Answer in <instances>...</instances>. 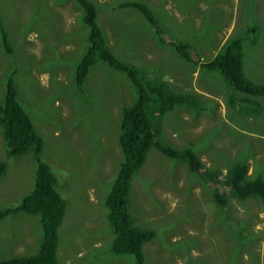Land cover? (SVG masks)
<instances>
[{
    "label": "rangeland",
    "instance_id": "1",
    "mask_svg": "<svg viewBox=\"0 0 264 264\" xmlns=\"http://www.w3.org/2000/svg\"><path fill=\"white\" fill-rule=\"evenodd\" d=\"M91 1L96 5L97 22L111 51L120 60L145 68L158 80L170 82L167 83L171 88L177 83L175 78L181 83L192 79L188 70L199 65L203 51L211 50L214 55L219 49L217 38L223 34L220 23L223 0H211L206 10L193 8L196 20L191 15L185 19L183 14L196 1L144 0L152 7L153 16L159 19V34L151 32L153 26L141 15L134 12L130 16L131 7L119 10L117 0ZM74 2L0 0V19L13 49L7 53L0 39V99L6 79L11 76L19 101L42 138L41 159L50 165L61 183L59 191L66 207L58 229L57 263L134 264L131 254L111 251L113 231L104 197L122 161L118 144L119 112L121 106L136 97L139 88L129 84L124 72L101 62L89 69L82 87H77L75 68L87 48L88 29L80 19L79 10L73 8ZM243 9L242 27L237 25L239 34L251 29L244 37L245 77L264 84V39L260 40L256 26L259 25L256 19H264V0H244ZM168 10L174 15L167 14ZM235 21L236 15L232 18ZM183 28L188 36L185 40L181 37ZM235 29L234 24L230 25L222 40ZM160 36L163 40L185 42L197 64L190 62L187 68L178 69L177 61L183 66L186 63L169 45L158 43ZM166 47L173 55L168 59L162 54ZM134 50L135 56L131 54ZM146 52L153 54L152 62L144 57ZM151 63H159L160 70ZM197 78L198 85L218 98L204 103L212 106L219 117L228 118L226 125L211 130L200 138L201 143L193 145L191 141H198V133H204L202 128L207 122L210 124L206 128L212 126L211 115L216 116L212 109L209 114L191 116L189 122L180 109L166 110L163 114L156 111L152 122H158L160 137L178 147L192 145L203 158L204 166L214 172L227 168L234 155V149L228 147L232 139L242 143L241 149H246L247 139L250 144L255 140L260 147L252 153L250 146L249 171L260 168L264 172V96L252 97L242 91H232L224 76L203 67ZM191 82L196 92L201 90L194 79ZM225 94L240 111L235 115L236 122L232 120L233 110L227 117L230 109ZM254 101L263 105L257 103L254 107ZM35 103L37 107L29 106ZM196 104L203 107L198 99ZM199 121L203 122L198 124ZM174 130H185L186 138L182 133L177 135L179 131L174 136ZM208 148H213L210 155L203 150ZM0 161L6 163L5 172L0 176L1 211L14 208L33 187L36 167L31 149L8 155L1 125ZM184 165L178 158L151 150L145 169H138L132 177L128 210L133 222L156 232V246L151 243L143 248L144 263L264 264V235L255 238L257 233L264 234V206L254 198L241 201L229 197L226 203H219L213 199V180L193 173ZM171 235L177 238L173 240ZM41 240L38 214L18 211L0 217V259L33 255ZM177 259L180 263L175 262Z\"/></svg>",
    "mask_w": 264,
    "mask_h": 264
},
{
    "label": "trees",
    "instance_id": "2",
    "mask_svg": "<svg viewBox=\"0 0 264 264\" xmlns=\"http://www.w3.org/2000/svg\"><path fill=\"white\" fill-rule=\"evenodd\" d=\"M61 1L57 0V2ZM74 1L73 8L79 10L80 19L88 29L87 48L75 68L77 87H82L89 69L101 62L108 67L124 72L129 79V84L139 88L136 97H132L130 103L121 106L119 112L120 132L118 144L123 160L104 197L108 221L113 231L111 251L117 254H131L134 264H145L142 245L151 240L156 232L152 229L137 227L134 224L128 210V202L132 177L138 169H141L152 148H156L167 157L182 160L193 173L213 180L211 182L214 187L213 199L219 203H226L229 197L241 201L254 198L258 199L260 204L264 206V172L257 168L250 173L247 158L251 154L250 146L253 148L252 153H255L254 149L259 148L260 144L255 140L250 144V139H247L246 149H241L242 143L232 139L228 147L234 149L233 157L228 161L227 168L224 171L214 172L204 166L192 145L176 147L163 140L157 130L158 122L157 124L152 122L156 111L163 114L175 105H180L187 108L188 118H191L192 113L195 116L201 113L209 114V110L212 109L213 111V108L203 103V107L195 105L197 99L193 95L175 93L166 81L158 80L145 68H139L128 61L120 60L106 45V39L97 22L95 3L91 0ZM185 1L187 0H183V3ZM195 1L198 0H189V3ZM146 2L144 0H117L116 7H119V9L131 7L130 16H133L134 12L141 15L149 25L153 26L154 32L159 34L158 28H161L159 19L153 16V10ZM138 15L135 18H138ZM256 21L259 24L256 26L260 30V40L262 41L264 39V29H262L264 19H256ZM251 27L255 28L252 25ZM245 29L247 28L245 27ZM247 31L243 34L235 32L230 35L212 59L205 62L199 60V63L204 69L224 76L232 91H242L252 97L264 96V84H257L245 77L243 64L244 37L250 33L251 29L248 28ZM0 37L6 52L12 53L13 49L7 39L6 29L1 19ZM157 39L161 45L165 42L162 36L157 37ZM176 42L178 43L176 44ZM171 45L172 47H169L180 60L197 64L189 54L185 42L177 40L172 42ZM119 47L121 48V46ZM162 54L166 59L173 56L168 47L162 51ZM165 58L160 62L161 65L164 63ZM17 92L14 80L11 76H8L2 92L3 98L0 99V125L3 140L6 143L9 156L22 154L28 149L32 150L36 162L35 176L33 187L22 196L19 204L15 205L14 208L1 210L0 217L18 211L38 214L42 229V240L35 254L0 259V264H58L56 261L58 229L64 219L66 203L59 191L61 183L58 182L50 165L41 159L42 138L34 125L33 119L23 107V103L19 101ZM225 96L227 107L230 109L227 112V117L230 116V112L233 110L232 120L236 122L235 115L239 114L240 111L236 109L235 105H232L233 101L228 99L226 94ZM253 103L254 107L257 103L262 104L259 101ZM29 106L37 107V104ZM195 106L200 109H196ZM211 116L214 122H212V126L206 128L210 123L205 121L207 125L202 128L204 129L202 136L210 133L218 126L220 128L221 125H226V119L219 117L218 113H216V116L214 114ZM258 117L260 116L258 115ZM201 137L197 138V142L191 141V144L201 143L199 141ZM95 139L99 141L96 136ZM199 149L202 150V148ZM211 149L213 148L203 150H206L207 154L210 155ZM219 150L223 151L221 148ZM5 169L6 163L0 161V176L4 174ZM259 235L264 234L257 233L255 238H259Z\"/></svg>",
    "mask_w": 264,
    "mask_h": 264
},
{
    "label": "crops",
    "instance_id": "3",
    "mask_svg": "<svg viewBox=\"0 0 264 264\" xmlns=\"http://www.w3.org/2000/svg\"><path fill=\"white\" fill-rule=\"evenodd\" d=\"M161 2H162V0H160ZM210 1L211 0H198L197 2H196V4L195 5H190L187 9H185L184 11H183V14H184V16H185V19H186V17L188 16V15H191V16H194V19L196 20L198 17L195 15V13H194V11H193V8H195V7H198V8H200V9H202V10H206L207 8H208V6H209V4H210ZM173 4H174V6H176L175 5V2H173ZM243 6H244V1L243 0H235L234 2H230V0H223V3H222V5H221V8H220V10H221V12L223 13V17H222V20L220 21V23L221 24H223V27H222V35L220 36V38H217V46L220 48L222 45H223V43L227 40V38L230 36V35H232V34H234L235 32H238L239 33V29L237 28V25H239V26H241L242 27V19H243V17H244V15H243V17H241V15L244 13V9H243ZM151 9H152V7H151ZM120 10V9H119ZM167 14H170V15H174V12L172 11V10H168L167 12H166ZM236 15V21H235V23H233L232 22V18H233V16H235ZM241 17V18H240ZM160 19H161V15H160ZM232 24H234L235 26H236V29L231 33V34H229V35H227V37H225V39L224 40H222V38H223V35L225 34V31H227V29H228V27L230 26V25H232ZM151 32L152 33H155L154 32V30H151ZM184 40L185 39H187L188 38V36H187V33H186V30L183 28V34H182V36H181ZM219 50V49H218ZM217 53V52H216ZM215 53V54H216ZM133 56H135L136 55V51L134 50L132 53H131ZM202 56H204L203 58H199V60L200 61H203V62H205V61H207V59L208 60H210V59H212L213 57H214V55H212L213 53L211 52V50H208V51H203L202 53ZM147 60H149V61H153V59H154V56H153V54L151 53V52H146V54H145V56H144ZM134 61H137V60H135V59H133ZM181 61H183L184 63H186V65L185 66H183L182 65V63H180L179 61H177V63L175 64L176 66H177V68L178 69H181V68H183V67H188L189 66V63H187L186 61H184V60H181ZM151 64H153V66H155V68H157L158 70H160V64L159 63H151ZM151 69H153V68H151ZM202 69V67H201V64L199 63V65H197L196 66V68L195 69H193V70H188L189 71V73H190V75H191V77H192V79H194V83H195V85H196V87H199V88H201V90L200 91H198V92H196L195 90H194V88H195V86L193 85V82H191V80L190 81H187L186 83H181V82H179L178 80H177V78H175V82H177L176 83V85H175V87H170L171 89H175V92L176 93H180V94H189V95H193L194 97H196L201 103H203L204 105H206L207 106V104H205L204 103V100L205 101H217V97L216 96H214L213 94H211L209 91H207L203 86H201V85H198V83H197V81H198V78H197V76H199V72H200V70ZM168 82V81H167ZM169 84H171L170 82H168ZM193 85V86H192ZM196 95H198V96H196ZM203 95V96H202ZM126 104H127V102H126ZM212 107V106H211ZM172 109H180L179 110V112H181L182 113V115H183V117H184V119L185 120H187L188 122H189V120H188V115H187V113H185V111H186V109L187 108H185V106H180V105H175ZM172 109H170L169 111H171ZM212 112H215V113H217L216 112V110H214L213 109V111ZM194 115V113H192L190 116H193ZM227 120L226 121H228V118H226ZM201 122H203V121H199L198 122V124H200ZM177 125V124H176ZM179 131V132H178ZM178 131H173V135L175 136L176 134H177V132H178V134L177 135H180L181 133H182V135H183V137L185 136V138H186V131L185 130H178ZM199 134V136L198 137H201L202 136V133H198ZM174 136H172V137H174ZM197 137V138H198ZM182 138V137H181ZM163 139V138H162ZM164 140V139H163ZM166 142H168L167 140H165ZM186 141H187V139H186ZM169 143V142H168ZM172 145V144H171ZM173 146H175V145H173ZM187 146V145H186ZM176 147H178V146H176ZM181 147H183V146H181ZM151 150H157L156 148H152ZM150 150V151H151ZM149 151V152H150ZM158 151V150H157ZM160 152V151H159ZM148 155H149V153H148ZM164 155V154H163ZM199 159H200V161L201 162H203V158L201 157V156H199ZM145 164H146V161H145V163L143 164V166L141 167L142 169H145ZM205 165V164H204ZM185 167H187L186 165H184ZM183 166V167H184ZM184 167V168H185ZM146 170H153V169H151V168H148V169H146ZM155 170V169H154ZM153 170V171H154ZM251 199V198H250ZM89 202H91V201H89ZM137 226V225H136ZM138 227V226H137ZM144 229H146V228H144ZM155 238H156V236H154L151 240H149V241H147V242H145L143 245H142V253H143V248H144V246L145 245H149V244H151V243H153L154 244V247L156 246V244H155ZM177 238V235H171V239H176ZM155 249V248H154ZM191 252H193V250L191 251ZM175 262H179L180 263V261L177 259Z\"/></svg>",
    "mask_w": 264,
    "mask_h": 264
},
{
    "label": "clouds",
    "instance_id": "4",
    "mask_svg": "<svg viewBox=\"0 0 264 264\" xmlns=\"http://www.w3.org/2000/svg\"><path fill=\"white\" fill-rule=\"evenodd\" d=\"M243 1H244V0H243ZM260 1H261V0H260ZM262 29H264V24H263V26H262ZM164 41H165V42H164L163 44H167V45H169V46H172L171 43H172V42H175V41H173V40H170V41H169V40H167V39H164ZM187 48H188V46H187ZM188 52H189V51H188ZM189 54H190V52H189ZM193 54H194V53H192V54H190V55L193 57ZM56 255H57V254H56Z\"/></svg>",
    "mask_w": 264,
    "mask_h": 264
},
{
    "label": "bare ground",
    "instance_id": "5",
    "mask_svg": "<svg viewBox=\"0 0 264 264\" xmlns=\"http://www.w3.org/2000/svg\"><path fill=\"white\" fill-rule=\"evenodd\" d=\"M123 160V159H122ZM119 164V163H118Z\"/></svg>",
    "mask_w": 264,
    "mask_h": 264
}]
</instances>
